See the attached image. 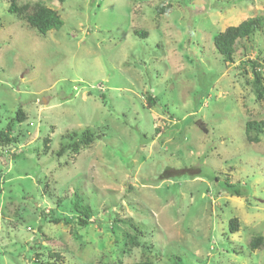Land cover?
<instances>
[{
    "label": "rangeland",
    "instance_id": "374dc122",
    "mask_svg": "<svg viewBox=\"0 0 264 264\" xmlns=\"http://www.w3.org/2000/svg\"><path fill=\"white\" fill-rule=\"evenodd\" d=\"M31 1L63 25L41 36L0 0V132L27 117L0 148V264H264L248 246L264 239V134L244 135L264 102L239 69L257 60L264 79V32L232 64L213 44L264 0ZM84 130L94 141L57 157Z\"/></svg>",
    "mask_w": 264,
    "mask_h": 264
},
{
    "label": "trees",
    "instance_id": "16d2710c",
    "mask_svg": "<svg viewBox=\"0 0 264 264\" xmlns=\"http://www.w3.org/2000/svg\"><path fill=\"white\" fill-rule=\"evenodd\" d=\"M8 4V13L14 15L19 20L25 22L29 28L35 30L39 35L44 36L49 31L59 30L63 22L58 13L49 7H46L42 2L31 0H2ZM61 3L64 0H59ZM170 6H166L162 12L169 11ZM264 32V18L263 17H251L240 22L236 26H228L223 31L216 34L213 40V44L216 52L222 58L226 64H232L233 58L244 40L251 38L254 32ZM138 34V33H136ZM146 33H143L145 35ZM239 69L247 74V67H249L252 74L251 83L253 87V93L257 102H264V79L262 77L260 64L257 60L255 61H242ZM247 82V80H245ZM147 102L152 106L154 101L150 98ZM26 114L21 109L15 113L13 122L7 125L6 131L0 132V148H8L10 145L18 142L17 138L11 136L13 123L21 124L26 120ZM199 127L202 128V123L197 122ZM33 124L30 122L29 126ZM264 134V121H246L244 124V135L247 143L257 144L260 141V135ZM94 141V135L89 130H84L80 134L72 133L67 136L66 143L60 145V149L57 151V157L62 156L66 151L72 152L74 155H78L81 148H86ZM45 150H49L46 146ZM228 192L235 197H241L242 194L238 191L239 189L232 188ZM73 214H78V221L80 226H86L91 215L90 208L83 206L79 202L73 204ZM53 224H58L59 221L51 218ZM133 235H128L127 247L128 251H131L135 247H140L139 236L140 233L133 226H129ZM229 231L231 233L237 232V219L229 221ZM250 250L264 249V239L256 237L251 239L248 244ZM132 264H154L152 261L145 259Z\"/></svg>",
    "mask_w": 264,
    "mask_h": 264
}]
</instances>
